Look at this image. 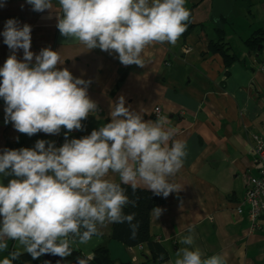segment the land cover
Returning <instances> with one entry per match:
<instances>
[{"label": "clouds", "instance_id": "1", "mask_svg": "<svg viewBox=\"0 0 264 264\" xmlns=\"http://www.w3.org/2000/svg\"><path fill=\"white\" fill-rule=\"evenodd\" d=\"M0 3V7H4ZM34 12H49L52 0H26ZM187 0H58L55 19L61 36L88 50L116 53L124 66H145V49L154 44L175 46L187 30L191 11ZM32 28L16 19L4 24L3 43L11 50L0 67V98L4 123L31 137L43 132L59 135L64 143L37 140L32 148L0 150V264H15L22 254L32 260L49 255L61 264L80 246L88 245L110 224L127 223L135 238L139 223L125 208L137 206L127 188L140 186L167 198L181 192L173 178L188 157L187 142L177 139L179 129L166 115L145 119L141 111L125 106L123 96L112 104L110 122L89 135L69 139L83 131V121L98 111L88 94L91 80L76 78L60 51L31 49ZM23 50V59L17 52ZM34 61V62H33ZM162 109V108H161ZM155 110V109H154ZM162 113V112H161ZM118 177V179H116ZM246 192V191H245ZM245 195V194H244ZM164 209L156 207L157 219ZM179 243L185 245L169 264H228L226 253L207 256L196 245L194 226ZM9 242L13 250L8 251ZM95 252L77 257L75 264H90ZM44 264H51L45 261Z\"/></svg>", "mask_w": 264, "mask_h": 264}, {"label": "crops", "instance_id": "2", "mask_svg": "<svg viewBox=\"0 0 264 264\" xmlns=\"http://www.w3.org/2000/svg\"><path fill=\"white\" fill-rule=\"evenodd\" d=\"M52 3L49 19L48 11L34 12L26 0H7L0 7V33L8 19L18 20L21 26L30 25V50L34 54L46 47L60 51L64 64L59 67H66L76 78L91 80L88 94L98 105V111L90 114L93 124L110 122L111 106L123 96L125 106L141 111L146 120H155L154 109L161 107V115L179 129L176 138L187 142L188 157L173 178L183 190L167 198L160 196L162 203L157 207L164 211L158 219L152 211V232L168 251L169 259L163 264L174 261L178 249L185 247L179 240L189 234V226H194L196 245L207 256L226 253L228 264H264V220L253 229L249 205H243L242 216L237 214L250 178L257 176L252 153L254 135L264 134V44L251 50L244 37L243 47L237 48L241 57L236 54L238 60L230 70L222 56L209 48L210 42L218 39L232 45L226 28L241 27L247 35L264 28V0H235L224 32L213 21L211 0H187L189 10L195 6L193 23L197 29L186 39L180 37L175 46L157 43L146 48L144 67L124 66L116 53L88 50L78 41L61 36L55 19L58 0ZM246 12L249 21L236 25V18H248ZM3 39L0 35V67L11 54ZM16 54L23 59L22 49ZM4 108L2 101L0 150L17 146L28 137L16 131L11 122L4 123ZM60 135L40 132L32 137L35 142L55 141L56 145ZM10 178L0 176V182L6 185ZM111 229L112 224L101 230L102 236L80 246L82 254L107 246L117 264H152L144 256L149 252L143 246L126 249L108 240ZM9 249L13 250L12 242Z\"/></svg>", "mask_w": 264, "mask_h": 264}, {"label": "trees", "instance_id": "3", "mask_svg": "<svg viewBox=\"0 0 264 264\" xmlns=\"http://www.w3.org/2000/svg\"><path fill=\"white\" fill-rule=\"evenodd\" d=\"M195 6L191 8V17L190 23L188 25L187 30L183 33L181 37L186 39L189 37L198 26L193 23V9ZM228 24V21L223 20L221 23L217 24L219 27V31L224 32L225 26ZM201 28L204 27L202 24ZM204 29V28H203ZM246 46L251 50H257L258 47L264 44V28L258 29L252 34L251 37L244 40ZM210 52L214 54H219L222 56L225 62V67L227 70H230L232 66L238 60V56L233 52V48L229 42L225 41V39L213 40L210 42ZM228 77L229 74H226ZM84 126L83 131H72L69 133V139L76 138L79 139L83 136L89 135L92 130L98 129L100 126L104 124H93V116L89 115V117L82 122ZM64 133L65 130L62 129L61 135L56 142V147H60L64 143ZM17 146L9 145L7 149H17ZM127 188V194L130 199L137 200V206L131 207L129 205L125 208V213H135V220L133 223H139V229L135 236L132 238L131 232L129 230V226L127 223L123 224H112V229L109 235L110 241H116L122 244L126 249H132L135 247L143 246L149 252V255H144L148 260L151 261L152 264H163L168 261V251L166 246L159 242L156 236L152 232V211L154 208L159 206L162 203V199L160 196H155L151 191L147 189H143L138 187L136 192L133 193L130 186H125ZM9 252L12 250H8ZM95 259L91 261V264H117L111 257L110 250L107 246H101L95 249ZM82 256L81 250L78 248L73 251L72 256L67 257L66 264L70 261L75 260L77 257ZM15 264H39L38 260H32V258L27 254H22L15 262ZM119 264H133V263H119Z\"/></svg>", "mask_w": 264, "mask_h": 264}, {"label": "built area", "instance_id": "4", "mask_svg": "<svg viewBox=\"0 0 264 264\" xmlns=\"http://www.w3.org/2000/svg\"><path fill=\"white\" fill-rule=\"evenodd\" d=\"M3 99L0 98V104ZM161 107H156L154 113L161 115ZM254 166L257 170V176L250 178L246 192L243 198L242 205L237 209V214L242 216L245 212L243 205H249L248 212L252 228L255 229L260 226L264 220V134L254 135Z\"/></svg>", "mask_w": 264, "mask_h": 264}, {"label": "water", "instance_id": "5", "mask_svg": "<svg viewBox=\"0 0 264 264\" xmlns=\"http://www.w3.org/2000/svg\"><path fill=\"white\" fill-rule=\"evenodd\" d=\"M211 1L213 3V10H212L213 21L216 24L221 23L223 20H227L231 16L235 4V0H211ZM34 143H35L34 137L28 136L21 139L17 144V146H19V148H24V147L32 148L34 147ZM58 259H59L58 257L45 255L40 257L39 264H44L45 261H51V264H56ZM75 261L76 259L70 261L68 264H75ZM61 264H66V260L62 261Z\"/></svg>", "mask_w": 264, "mask_h": 264}, {"label": "rangeland", "instance_id": "6", "mask_svg": "<svg viewBox=\"0 0 264 264\" xmlns=\"http://www.w3.org/2000/svg\"><path fill=\"white\" fill-rule=\"evenodd\" d=\"M240 3L241 2H239V4ZM245 14L248 16V18L245 17V16H242L241 18H236V21H235L236 25L239 24V22H245L246 23V22L249 21V19H250L249 14L247 12ZM231 20L233 21L234 18H231ZM260 26H262V25L260 24ZM226 29L230 31V33L227 35V36H229L227 40L231 42V44H232L231 46L233 48V52L241 57V53L237 50V48L238 47L239 48L243 47L242 39L244 37L245 38H249L250 36H252V34L247 35L241 27H236V29H234V30L228 29V28H226ZM230 35H233V36H230ZM117 244L119 246H121L120 243H117ZM113 255H115V254H113ZM4 256H6V255H0V259H2ZM90 264H91V262H90Z\"/></svg>", "mask_w": 264, "mask_h": 264}]
</instances>
